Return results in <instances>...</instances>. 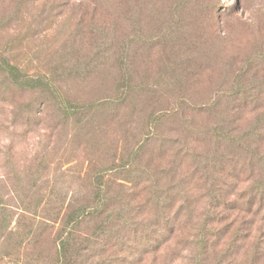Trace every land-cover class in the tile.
I'll return each mask as SVG.
<instances>
[{"label": "rangeland", "instance_id": "1", "mask_svg": "<svg viewBox=\"0 0 264 264\" xmlns=\"http://www.w3.org/2000/svg\"><path fill=\"white\" fill-rule=\"evenodd\" d=\"M97 49L107 59L103 69L89 66ZM263 59L264 0H0V234L5 233L0 252L4 245L2 253L10 254L4 263L18 264L11 260L14 245L29 230L36 203L43 206L48 198L60 203L77 192L72 174L85 165L67 145L71 127L50 132L59 101L87 103L126 87L141 95L115 124L128 131L140 121L137 111L146 116L150 110L172 108L178 94L188 108L212 102L235 76L243 73L249 79L254 64L245 63ZM14 67L21 72L17 78L11 76ZM38 75L62 86L63 97L57 95L54 108L44 111L41 96L19 91L7 96L12 83ZM259 105L264 107L263 99ZM24 108L32 113L22 116ZM257 114H242V127ZM160 131L172 134L168 123ZM187 207L185 224L137 264H216L236 224L222 241L207 240L214 250L206 252L196 246L206 205L193 199ZM44 216L36 213L38 226ZM244 222L248 239L241 242V252L220 264H246L258 241L261 257L255 264H264V223L249 217ZM40 243L42 250L45 244Z\"/></svg>", "mask_w": 264, "mask_h": 264}, {"label": "trees", "instance_id": "2", "mask_svg": "<svg viewBox=\"0 0 264 264\" xmlns=\"http://www.w3.org/2000/svg\"><path fill=\"white\" fill-rule=\"evenodd\" d=\"M97 50L89 66L103 69L107 59ZM252 63L247 81L243 73L235 76L232 85L208 104L188 108L178 94L172 108L150 110L146 116L141 110L130 111L140 121L128 131L125 125L118 129L115 124L120 115L133 110L141 95L126 87L73 105L57 103V95L63 97L62 86L44 76H24L20 84L12 83L7 96L16 91L41 96L44 111L58 104L50 132L71 127L67 145L85 165L72 174L78 182L73 199L55 204L48 198L43 206L34 205L29 230L14 245L12 263L137 264L148 251L159 249L175 227L185 224V211L193 199L206 205L196 228V246L213 251L207 240L222 241L236 224L216 264L239 255L241 242L248 239L243 232L245 218L264 223V151L260 150L264 107L259 105L264 100V59L245 65ZM12 71L13 78L21 74L16 67ZM23 110L24 117L32 113ZM244 113H258L246 127L240 124ZM194 117L201 118L203 125H194ZM166 123L172 134L165 137L160 129ZM241 182L246 183L243 189L238 188ZM37 212L45 214L39 226L34 221ZM40 242L45 244L42 250ZM260 242L250 248L246 264H255L261 257ZM2 251L0 264H6L10 254Z\"/></svg>", "mask_w": 264, "mask_h": 264}]
</instances>
